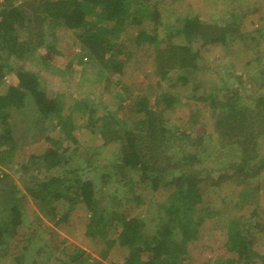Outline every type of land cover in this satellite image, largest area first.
Instances as JSON below:
<instances>
[{
    "label": "trees",
    "instance_id": "trees-1",
    "mask_svg": "<svg viewBox=\"0 0 264 264\" xmlns=\"http://www.w3.org/2000/svg\"><path fill=\"white\" fill-rule=\"evenodd\" d=\"M158 6V0H3L0 3V151L19 148L14 117L32 106L37 117L53 129L43 137L45 151L35 157L37 160L34 159L35 164L44 169L31 175V183L26 182L28 193L44 203H56L53 206L56 210L58 205L70 203L83 206L88 212L84 235L104 239L105 252L114 250L122 264H184L189 261L192 246L200 247L205 224L220 214L219 210L205 205L206 185L218 188L227 185L231 189L230 195L222 200L223 210L241 211L253 194L264 196V157L259 156L258 140L256 135L253 136L256 126L250 128L254 124L250 118L253 107L237 94H233L230 100L221 99L227 89L226 82L223 87L216 84L207 89L206 82L194 87L186 104L195 101L211 106L213 125L219 133L215 143L218 149L206 152L208 145L203 144L205 128L201 130L197 126L208 124V120L206 123V116L200 111L190 114L197 127L196 132L201 133L198 144L189 143L191 131L179 133L167 127L169 115L178 101L170 91L158 94L156 90L154 94L138 97L131 109L132 121L124 125L110 111L100 116L96 104L85 98L77 101L70 113H63L59 100L47 91L35 71L22 67L17 69L10 63L13 58L22 60L37 56V64L49 69L55 57L61 55L55 42L46 39L45 27L50 23L74 30L85 53L105 61L107 75L112 78L124 74L127 69L125 57L115 58L116 54L122 53L119 47L123 34L134 24L149 22L152 27L138 31L136 38L139 43L155 47V71L162 80L171 70H178L184 74L182 83H188L186 76L198 69L196 60L199 52H193L191 45L199 37L201 46L220 44L228 49L229 54L240 44L236 64L246 69L256 62L259 83L264 88V45L260 46L264 42V28L242 32V17L234 10L228 17L223 10L212 21L203 20L191 11L182 21L168 25V37L160 39L159 29L164 23ZM180 34L186 37V44L174 45L172 38ZM160 42L166 44L158 46ZM73 64L70 61L68 68ZM263 102L264 98H260L256 103ZM80 112L87 116L86 129L99 133L106 144H118L120 158L117 168L123 175L136 173L139 177L136 181L130 180L131 190L138 184L155 192L162 187L173 186L167 200L158 205L167 217L159 219L153 234L146 236L143 233L144 219L129 216L116 194L109 197V202L99 197L97 170L93 164L78 166L74 163V144L78 142L74 130L79 124L74 115ZM234 130L236 138H227L228 133ZM169 135L180 138L174 140L179 154L168 160L162 157L161 161V155L174 148L164 145ZM153 143L158 144L156 148ZM158 149H161L159 156L156 154ZM62 167L66 169L57 173ZM17 193L13 189L9 199L0 200V251L9 248L23 222L24 195L18 197ZM257 210L258 203L251 215H258ZM61 212L58 224L70 228L67 211ZM243 219L242 214L229 217L224 247L234 252L241 264H257L255 258L261 256L253 248L251 225L246 228ZM253 227L263 231L264 223L257 221ZM70 258L72 264H102L82 248H77ZM15 261V264H23L22 255ZM233 262L228 260V264Z\"/></svg>",
    "mask_w": 264,
    "mask_h": 264
},
{
    "label": "rangeland",
    "instance_id": "rangeland-1",
    "mask_svg": "<svg viewBox=\"0 0 264 264\" xmlns=\"http://www.w3.org/2000/svg\"><path fill=\"white\" fill-rule=\"evenodd\" d=\"M158 1V9L162 12L164 23L159 29L160 39L168 37L170 27L168 25L182 21V18L191 11L203 20L212 21L217 19L223 10L226 11L223 12L225 17H228L229 13L234 10L239 12V17H242L240 26L242 32L264 28V0H235L232 3L231 0ZM254 8L257 10L255 11ZM152 25L149 22L134 24L126 30L120 40L119 50L122 53L116 54L115 58L125 57L127 69L124 74L112 76V78L107 75L105 61L85 53V49L77 41V33L74 30H67L50 23H46L45 31L48 35L46 39L55 42L57 49L61 51V55L55 57L52 66L49 69H43L37 64V56L22 60L13 58L10 64L17 69L22 67L35 71L41 77V83L47 91L59 100L63 113H70L74 104L85 98L96 104L100 116L110 111L120 122H124V125H129L132 121L131 109L136 105L138 97L146 93L154 94L156 90L158 94L166 90L170 91L178 97V101L177 107L169 115L167 127L173 131L176 129L179 133L191 131L192 140L189 143L194 144L201 136L200 131L196 132L197 127L201 130L205 128L203 144L208 145L205 151L218 149L215 143L218 141L219 133L213 125L212 107L205 106L201 102L195 103V101L186 104L187 96L193 94L194 87L199 83L206 82V88L210 89L216 84L223 87V83L226 82L227 89L221 99L230 100L233 94H237L239 98L246 100L253 107L252 110L250 109L253 112L250 118L254 124L250 125V128L256 126L253 136L256 135L258 140L259 156L264 157V131L261 132L264 129V102L263 104L256 103L258 99L264 98V88L259 83V67L256 62L253 66L242 69L236 64L240 51L237 49L241 47L240 44L235 46L232 54H229L228 49L220 44L201 46L202 40L197 37L191 48L193 52H199L196 60L198 69L186 76L188 83L185 85L182 83L184 74L178 70H171L167 73L166 79L162 80L155 71V47L139 43L136 38L138 31L150 29ZM34 33L38 34L37 31ZM186 41V37H182L181 34L172 38L173 44L177 46L186 44ZM165 44V42H160L157 45L164 46ZM263 45L264 42L260 44V46ZM81 56H83L82 59ZM79 59L82 62H79ZM70 61L74 64L68 68ZM157 86L160 87L157 88ZM197 110L206 116L204 120L206 123L208 120V124L195 128L196 125L191 121L190 114ZM74 116L75 121L79 123L74 130L78 141L74 144L76 149L73 148L74 163L78 166L93 164L97 170L96 183L99 197L109 202V197L116 194L129 216L144 219L143 233L146 236L153 234L160 223L159 219L167 217L164 211L159 210L158 205L167 200L173 186L162 187L155 192L149 187L138 184L137 188L131 190L130 180L136 181L139 177L136 173L123 175L121 169L117 168L120 158L118 144L113 142L106 144L99 133H92L86 129L84 123L87 121V116H84L83 112ZM14 121L19 148L15 151H0V200L9 199L13 189L18 192L16 196L24 195L22 200L23 222L17 235L11 240L9 248L6 251H0V264H15V258L20 255L23 257V264H72L70 257L77 248L84 249L92 257L99 259L102 264H122L118 258L119 255L114 250L105 252L104 239L84 235L87 230L88 212L83 206L73 203L63 206L60 204L61 206L58 205L56 210L53 207L56 203L48 204L31 197L27 191V183L32 182L31 175L44 169L39 164L37 166L34 159L45 151L46 144L43 137L50 133L53 127L47 122L44 124L37 117L32 106L26 107L15 115ZM235 134V130L232 133L230 131L227 138L235 139ZM169 137L163 144L165 147L170 145L174 148L167 153L164 152L165 155H161V149H158L156 154L161 155L159 158L161 161H163L162 157L168 160L179 154V147H176L174 140L180 138H174L173 135ZM152 145L156 148L158 144L153 143ZM188 147L193 149L191 146ZM215 155L212 157H216ZM25 164L28 167H25ZM64 169L66 167H62L57 173L63 172ZM230 192L231 189L227 185L223 188L206 185L205 205L219 210L220 214L214 215L205 224L206 231L199 244L200 247L192 246L190 260L184 264H228L229 259L234 261L232 264H241L237 261L236 254L227 251L224 247L228 233L227 220L230 216L234 217L238 214L244 215L243 224L246 228L251 225L253 248L261 256L260 259L255 258L256 263L264 264V230L253 227L257 221L264 223V196L253 194L241 211L238 209L237 211L223 210L224 201L222 200L230 195ZM131 195L132 198H130ZM135 196H137L136 199ZM138 198L141 201H138ZM257 203L258 215L252 216V210ZM65 210L68 214L70 223L68 227L70 228L58 224L60 212Z\"/></svg>",
    "mask_w": 264,
    "mask_h": 264
},
{
    "label": "built area",
    "instance_id": "built-area-1",
    "mask_svg": "<svg viewBox=\"0 0 264 264\" xmlns=\"http://www.w3.org/2000/svg\"><path fill=\"white\" fill-rule=\"evenodd\" d=\"M1 1V0H0ZM1 3V2H0Z\"/></svg>",
    "mask_w": 264,
    "mask_h": 264
}]
</instances>
